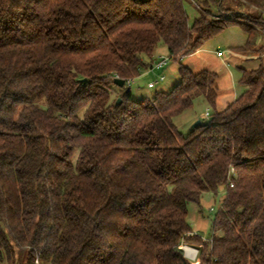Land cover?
I'll return each mask as SVG.
<instances>
[{"label": "trees", "instance_id": "16d2710c", "mask_svg": "<svg viewBox=\"0 0 264 264\" xmlns=\"http://www.w3.org/2000/svg\"><path fill=\"white\" fill-rule=\"evenodd\" d=\"M229 2L190 25L183 0H0V264H192L190 241L197 264H264V65L224 108L207 69L151 98L127 84L161 44L178 61L232 25L237 51L264 38V0ZM199 97L209 121L183 135ZM220 187L203 241L187 205Z\"/></svg>", "mask_w": 264, "mask_h": 264}, {"label": "rangeland", "instance_id": "374dc122", "mask_svg": "<svg viewBox=\"0 0 264 264\" xmlns=\"http://www.w3.org/2000/svg\"><path fill=\"white\" fill-rule=\"evenodd\" d=\"M205 0H183V6L188 17V23L191 25L197 17L200 6ZM225 3H230L225 0ZM231 4V3H230ZM223 20H231L224 17ZM254 28L258 25L248 23ZM260 29V28H259ZM247 34L238 26L232 25L224 29L220 34L206 41L201 50L193 55L184 56L178 61L169 59L164 45L157 47L159 57H166L167 62L161 69H154L144 74L143 78L133 80L129 86L130 92L135 99L144 97L151 98L156 92H168L179 80L178 68L183 65L192 72H198L207 69L216 72V83L219 95L217 105L225 107L227 102L232 100L233 96H239L243 87L238 83L240 72L238 68L255 69L258 65H264V51L260 52V47L264 43V38L257 35L251 40V46L245 51H237V48L243 46L247 41ZM220 51L223 56L218 57L216 52ZM163 76V81L157 83L153 88L147 87V82L156 81ZM209 112L206 102L201 98H196L190 109L185 110L173 119L176 129L186 135L191 125L199 120L201 123H208L209 119L204 114ZM225 194V189L220 187L216 194L211 192L202 193L199 205L189 203L187 205V222L192 231L203 241H209L212 236V220ZM182 246H188L197 250L195 260L192 264H197L198 251L200 244L190 241L182 243ZM41 264V263H38Z\"/></svg>", "mask_w": 264, "mask_h": 264}, {"label": "built area", "instance_id": "2783aa9c", "mask_svg": "<svg viewBox=\"0 0 264 264\" xmlns=\"http://www.w3.org/2000/svg\"><path fill=\"white\" fill-rule=\"evenodd\" d=\"M216 54H217L218 57H221V55H222V53H221L220 51H218ZM167 59H168V58H166V57H159L155 62L152 63V65H151L149 71H153V70L156 69V68H157V69H161V68L166 64ZM161 81H163V76H160V77H159L156 81H154V82H151V81L148 82V83H147V87H148V88H153L157 83H159V82H161ZM131 83H133V81H129L127 84L129 85V84H131ZM208 115H209L208 112H206V113L204 114L205 118H208V117H209ZM229 186L232 187L231 184H230ZM185 247H188V246H181V250H182V252H183L185 258H187L189 261H193V260H195V258H196V254H195L194 257L191 258V255L185 250ZM196 252H197V250H196ZM35 264H38V261H35Z\"/></svg>", "mask_w": 264, "mask_h": 264}, {"label": "crops", "instance_id": "0c3cea01", "mask_svg": "<svg viewBox=\"0 0 264 264\" xmlns=\"http://www.w3.org/2000/svg\"><path fill=\"white\" fill-rule=\"evenodd\" d=\"M166 49V48H165ZM201 49H199L197 52H199ZM158 50L156 49L155 51H154V53H153V56H152V58H151V60H149V59H147V58H144V60H143V62L145 63V64H147V66L145 67V69L140 73V75L136 78V79H138V78H143V77H146V76H144V74L145 73H147L148 71H149V69H150V67H151V65H152V63L153 62H155L158 58H159V52H157ZM196 52V53H197ZM218 52V51H217ZM216 52V53H217ZM166 53H167V51H166ZM196 53H194V54H196ZM193 55V54H192ZM190 56V55H189ZM221 56H223V54L221 55ZM148 82H150V81H148ZM147 82V83H148ZM243 91V90H242ZM241 91V92H242ZM238 96H233L232 97V100L230 101V102H232L234 99H236ZM230 102H227L226 103V105L228 104V103H230ZM220 108H224V107H221L220 106Z\"/></svg>", "mask_w": 264, "mask_h": 264}, {"label": "water", "instance_id": "95a60500", "mask_svg": "<svg viewBox=\"0 0 264 264\" xmlns=\"http://www.w3.org/2000/svg\"><path fill=\"white\" fill-rule=\"evenodd\" d=\"M113 84L117 87H120L122 88L124 86V80L120 79V78H114L113 79ZM125 91L127 92L128 89H125ZM120 102V98H117L116 99V102L115 104H118ZM201 125V122L199 120H196L192 125H191V128H190V131L195 129V128H198L199 126ZM184 255V254H183Z\"/></svg>", "mask_w": 264, "mask_h": 264}]
</instances>
